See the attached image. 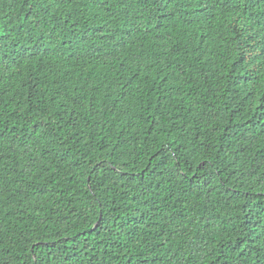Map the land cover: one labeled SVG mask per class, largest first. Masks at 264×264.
Returning a JSON list of instances; mask_svg holds the SVG:
<instances>
[{
  "label": "trees",
  "instance_id": "1",
  "mask_svg": "<svg viewBox=\"0 0 264 264\" xmlns=\"http://www.w3.org/2000/svg\"><path fill=\"white\" fill-rule=\"evenodd\" d=\"M0 264H264V0H0Z\"/></svg>",
  "mask_w": 264,
  "mask_h": 264
}]
</instances>
